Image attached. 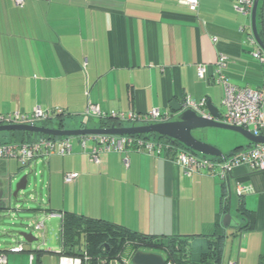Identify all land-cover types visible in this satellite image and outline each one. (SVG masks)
I'll return each mask as SVG.
<instances>
[{
    "label": "crops",
    "instance_id": "obj_1",
    "mask_svg": "<svg viewBox=\"0 0 264 264\" xmlns=\"http://www.w3.org/2000/svg\"><path fill=\"white\" fill-rule=\"evenodd\" d=\"M237 2L199 0L191 11L178 0H23L21 6L0 0V113L60 109L71 123L64 128H78L88 104L106 113L156 108L170 118V102L189 96L208 99L222 115L219 54L226 56L222 72L230 83L262 89L264 77V64L244 44L251 23L236 11ZM199 64L207 67L202 79ZM70 144L68 154L38 157L26 167L41 176L36 206L46 232V224L58 225L56 238L40 232L42 243L17 253L0 241L6 255L0 264H72L63 260L73 258L62 253L64 212L147 235L186 236L193 260L209 238L220 236L219 264H264V170L240 165L224 180L208 168L188 176L169 154L103 152L94 163L90 138L71 137ZM234 144L225 158L249 146ZM22 168L0 159V183ZM68 172L78 177L65 182ZM227 212L231 226L224 227Z\"/></svg>",
    "mask_w": 264,
    "mask_h": 264
},
{
    "label": "built area",
    "instance_id": "obj_2",
    "mask_svg": "<svg viewBox=\"0 0 264 264\" xmlns=\"http://www.w3.org/2000/svg\"><path fill=\"white\" fill-rule=\"evenodd\" d=\"M254 0H238L234 5L236 11L251 16V10ZM16 5H22L23 0H13ZM178 3L186 5L191 11H197L199 0H178ZM244 44L249 48L251 56L261 64H264V52L258 46L252 32L251 25L248 27ZM241 30L244 29L242 26ZM226 65V56L219 54L215 61V68L218 76L216 81L222 83L224 96L222 104L225 112L221 115L220 121L225 124L241 126L250 130L253 134H264V77L262 79V89H251L248 87L236 86L228 81L222 72ZM207 67L205 64H199L196 67L198 78L205 76ZM184 108L200 110L205 105V100L193 101L189 96L183 99ZM60 109L44 110L39 106L32 109L31 112H19L2 114L0 113V124H30L39 125L42 121L56 118V113ZM86 118H98L101 120L110 119L122 123L130 124H148L151 122L168 120V114H162L158 109H151L145 113L138 114L128 111L126 114L117 112H103L98 105L88 104L83 114ZM210 118V117H209ZM94 142L90 153V158L94 163L99 162V154L103 152H122L129 151L144 152L148 155L159 157L162 153L169 154L170 159L176 162L183 170L184 174L192 175L200 172L203 168H208L211 174L219 179L228 178L234 167L247 166L252 170H264V144L251 145L240 149L226 158H213L204 155H198L187 149L180 143L166 139H150L135 135H89L86 136ZM71 151L69 137L39 136L28 142H11L0 144V159H14L21 167H29L31 162L38 157H49L53 154L65 155ZM127 165V157L123 159ZM217 169V170H216ZM78 177L76 172H68L63 175L65 182H71ZM238 192L242 186L238 185ZM43 227L42 223L36 225L37 229ZM23 243H18L8 249L9 252L17 253L23 251ZM134 252H126L120 257L117 264H131V257ZM163 256V255H162ZM86 259V257H84ZM164 264H178L176 261L166 259ZM69 259V260H68ZM72 264H81L80 258H63ZM6 261V255L0 252V263Z\"/></svg>",
    "mask_w": 264,
    "mask_h": 264
},
{
    "label": "water",
    "instance_id": "obj_3",
    "mask_svg": "<svg viewBox=\"0 0 264 264\" xmlns=\"http://www.w3.org/2000/svg\"><path fill=\"white\" fill-rule=\"evenodd\" d=\"M261 8V18L258 20V11ZM251 32L261 50L264 52V1L254 0L250 16ZM172 114L168 120L151 122L148 124H130V125H114L87 127L80 126L78 128H64L44 125L30 124H0V132L3 131H26L35 134H42L53 137H82L89 135H135L148 138L150 134H157L159 138H169L176 141L193 151L198 155H204L214 158H225V155L217 147L207 143L206 141L195 137L193 131L202 132L205 129L218 128L223 130H231L237 132L247 142L249 146L264 144V134H253L250 130L241 126L225 124L220 121L221 113L208 99L200 110L192 108H184L183 104L177 101L170 102ZM210 117V118H209ZM97 118L93 122L97 123ZM82 122H87L85 119ZM32 172H28L18 180L14 189H11V180L4 186L0 183V223L5 226H15L3 232V236L20 237L21 243H32L37 239L33 236L32 231H24L22 227L37 229L36 223L33 227L26 224L32 221L36 215L41 216V209L38 208L37 198L30 196V193H24L21 199H18L19 192L24 191L29 185V179ZM34 192L31 189V192ZM15 203L16 205H13ZM19 213L26 216H19ZM31 215L33 217H31ZM17 218V222L11 220ZM231 214L225 213L222 218L224 227L231 226ZM11 221V222H10ZM28 223V222H27ZM42 223V222H39ZM43 224V223H42ZM19 227L18 230L16 227ZM43 233L44 225L41 229ZM43 236V235H42ZM110 264H117L116 260H112ZM131 264H164L162 254L154 251L136 250L131 257Z\"/></svg>",
    "mask_w": 264,
    "mask_h": 264
},
{
    "label": "trees",
    "instance_id": "obj_4",
    "mask_svg": "<svg viewBox=\"0 0 264 264\" xmlns=\"http://www.w3.org/2000/svg\"><path fill=\"white\" fill-rule=\"evenodd\" d=\"M260 18L261 8L258 11V20ZM107 118L105 120L97 118L96 125H129V123L114 121L110 117ZM54 119L57 120L56 123H52L53 119H47L39 125L64 127V112L62 110L56 113V118ZM93 119L86 118L87 122H82L80 126H85L87 123L92 122ZM39 136L47 135L26 131H3L0 132V144L28 142ZM148 138L172 141L169 138H159L157 134H150ZM174 142L178 143L176 141ZM236 151L238 149L233 150L230 155ZM250 219L251 223L249 227L251 228L253 225V216ZM80 238L84 239V243L81 242ZM220 238V236L214 240L209 238L204 250L200 253L199 259L193 260L191 257V248L188 243L189 238L186 236L147 235L107 220L69 212H64L61 220L62 253L71 257L80 258L81 264H110L112 260L120 262V257L123 254L130 251L135 252L139 248L158 252L166 259L176 261L178 264H219ZM82 245L83 248L81 247Z\"/></svg>",
    "mask_w": 264,
    "mask_h": 264
},
{
    "label": "rangeland",
    "instance_id": "obj_5",
    "mask_svg": "<svg viewBox=\"0 0 264 264\" xmlns=\"http://www.w3.org/2000/svg\"><path fill=\"white\" fill-rule=\"evenodd\" d=\"M82 118H85V116H82ZM57 122V121H56ZM55 121L53 123H56ZM93 124H96L95 122H91ZM70 122L68 121V119H64V125L65 127H69L70 126ZM209 130V131H206ZM204 132H198V131H193L192 133L194 134L195 137H198L204 141H206L207 143L217 147L219 150H221L222 152H227V149H230L232 147H234V143L237 141H245L242 136L240 134H238L237 132L231 131V130H223V129H218V128H210V129H206ZM29 170L28 168H22L20 169V171L14 175L13 178H11V189L13 190L16 183L18 182V180L22 177V175L28 173ZM29 185L28 187L24 190V191H20L19 192V196L18 199L22 198L21 196L24 193H30V196L32 195V197H36L38 198V189L40 186H42V182H41V176L40 175H34V172H32V174L29 176ZM10 180H8L9 182ZM8 182H6L5 184H3L4 186H7L6 184H8ZM31 189L34 190V192H31ZM13 205H16L15 203H13ZM19 216H26V214L23 213H19ZM31 217H33L31 215ZM41 216L36 215L35 218L32 221H27L25 222L26 224L30 225L31 227H33L36 223H39L41 221ZM13 222H17L18 219L15 218L13 220H11ZM10 221V222H11ZM50 226V227H49ZM47 226V224L45 225V229H47L48 227V232H44V237L46 236V239H48L49 241H51L52 239L56 238V234L59 231V227L58 225H49ZM15 226H5L2 225L0 223V241L3 242V245L5 243V245L9 246L7 249H9L12 246H15L18 244V241H22L20 237L17 236H3V232L5 230L12 229ZM18 230L20 229L18 226L16 227ZM22 229H24V231H32L33 236L37 239L36 241H33L32 243H23L24 245H33V244H37V243H42V239L40 237V232H43V230H39V229H33V228H26V227H22ZM5 240V242L3 241ZM144 250L143 248H139Z\"/></svg>",
    "mask_w": 264,
    "mask_h": 264
}]
</instances>
